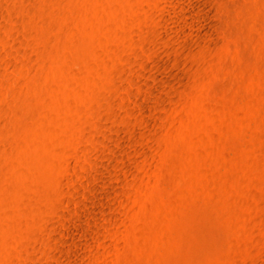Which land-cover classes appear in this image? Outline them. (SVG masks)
I'll return each mask as SVG.
<instances>
[{"label": "rangeland", "instance_id": "rangeland-1", "mask_svg": "<svg viewBox=\"0 0 264 264\" xmlns=\"http://www.w3.org/2000/svg\"><path fill=\"white\" fill-rule=\"evenodd\" d=\"M0 264H264V0H0Z\"/></svg>", "mask_w": 264, "mask_h": 264}]
</instances>
